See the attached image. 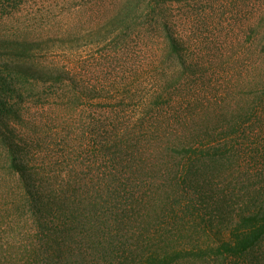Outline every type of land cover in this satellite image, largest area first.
I'll list each match as a JSON object with an SVG mask.
<instances>
[{
  "label": "trees",
  "instance_id": "obj_1",
  "mask_svg": "<svg viewBox=\"0 0 264 264\" xmlns=\"http://www.w3.org/2000/svg\"><path fill=\"white\" fill-rule=\"evenodd\" d=\"M139 1L121 13L155 11L153 2ZM43 37H0V222L33 245L13 260L130 262L138 243L156 264L203 251L248 258L264 240V206H237L217 238L174 250L165 238L171 226L184 227L229 193L227 162L264 156V47H223L225 36L220 46L192 51L168 32L158 50L134 54V80L110 81L97 77L95 65L36 64L35 53L53 41ZM146 59L159 60L157 68L180 61L183 70L172 84L165 77L149 86L141 79L151 73ZM26 82L63 89L54 96L61 102L40 108L37 132L16 121L18 85ZM87 112L98 118L84 119ZM51 123L56 130L46 132ZM44 131L69 132L55 151ZM206 225L198 226L204 234Z\"/></svg>",
  "mask_w": 264,
  "mask_h": 264
},
{
  "label": "rangeland",
  "instance_id": "obj_2",
  "mask_svg": "<svg viewBox=\"0 0 264 264\" xmlns=\"http://www.w3.org/2000/svg\"><path fill=\"white\" fill-rule=\"evenodd\" d=\"M134 1L0 0V37L8 34L30 39L45 36L43 40L53 41L46 44L44 51L35 53L32 59L36 64L59 62L60 65H95L98 71L100 69L97 77L110 81L134 80V54L158 50L162 37L165 38L168 32L173 33L192 51L220 46V38L224 40L225 36L229 41L228 45L222 44L223 47H264L261 41L264 35V0H140L139 3L145 2L147 6L153 2L155 11L145 9L140 12L134 9L122 14L125 4L127 6ZM156 5L159 7L156 8ZM159 62L157 60L154 63L149 59L141 62L145 66L150 65L147 70H151V73L141 76L149 86L165 77L172 84L183 70L180 61H168L163 68H157ZM85 74L87 79L93 77L92 73ZM18 86L20 96L17 95L16 100L20 102L17 107L22 110V117H16V121L23 123L26 132L27 128L31 129L30 132H37L35 122H38L40 108L61 102L54 96L57 92H63V89L59 83L26 82ZM98 102L89 101L87 104L96 107ZM85 118L91 120L98 116L87 112ZM44 130L51 133L56 130V124L51 123ZM45 131L47 142L52 144L55 151L60 148L62 135H68L69 132L62 131L60 137ZM225 169H228L227 175L222 179L224 185L229 187V193L219 196L216 205L210 203L205 214L191 222H182L184 227L178 228V223L176 228L171 226L168 229L165 241L172 243L173 250L191 240L217 238L223 227L232 220L237 206H264V156L257 154L239 163L233 159L226 163ZM234 170L236 173H232ZM222 179L216 177V183ZM6 225V222H0V264H5V260L11 264H14L11 261L21 264L13 259L24 257V253L33 245L18 229ZM204 225L207 226V234L199 230L201 227L204 229ZM158 244L155 241L153 249ZM136 249L134 256L129 257L130 262L124 258L114 264H122V261L135 264L134 258L137 256L139 262L146 258L143 259L144 264H156L154 259L147 261L151 253H148L144 243H138ZM206 254L204 251L182 254L185 258L173 264H264V240L248 258H214ZM77 262L113 264L104 260L96 263L93 258L77 259ZM71 264L77 263L73 261ZM161 264L172 263L163 261Z\"/></svg>",
  "mask_w": 264,
  "mask_h": 264
}]
</instances>
